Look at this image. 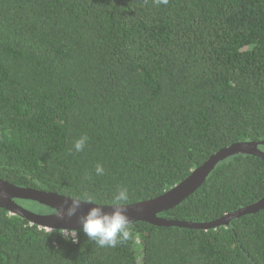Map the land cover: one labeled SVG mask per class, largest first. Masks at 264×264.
Wrapping results in <instances>:
<instances>
[{
	"label": "trees",
	"instance_id": "16d2710c",
	"mask_svg": "<svg viewBox=\"0 0 264 264\" xmlns=\"http://www.w3.org/2000/svg\"><path fill=\"white\" fill-rule=\"evenodd\" d=\"M263 140L264 0H0V178L98 204L125 186L130 204ZM263 196L264 160L235 154L159 215L212 221ZM129 230L116 247L82 229L73 243L0 207V264H264V209Z\"/></svg>",
	"mask_w": 264,
	"mask_h": 264
},
{
	"label": "water",
	"instance_id": "95a60500",
	"mask_svg": "<svg viewBox=\"0 0 264 264\" xmlns=\"http://www.w3.org/2000/svg\"><path fill=\"white\" fill-rule=\"evenodd\" d=\"M263 141H240L221 148L213 153L200 166L195 168L184 180L164 193L134 203L127 204L124 211L130 219V224L138 221L148 222L157 226H179L191 229H212L220 226H228L230 223L243 215L256 213L264 209V196L247 206L238 208L220 218L206 222H195L187 220L167 219L159 214L170 210L180 204L193 191H195L206 180L211 171L224 159L235 154H253L264 160ZM17 199L39 202L54 209V212L41 214L31 211L17 202ZM74 198L65 194L24 187L0 178V207L8 209L13 214H19L26 218L31 224H37L48 230L71 228L82 229L83 217L92 207H101L104 211L111 212V204H98L80 200L76 210L69 214L73 206ZM59 209V215L57 210Z\"/></svg>",
	"mask_w": 264,
	"mask_h": 264
},
{
	"label": "clouds",
	"instance_id": "9594fccd",
	"mask_svg": "<svg viewBox=\"0 0 264 264\" xmlns=\"http://www.w3.org/2000/svg\"><path fill=\"white\" fill-rule=\"evenodd\" d=\"M169 0H155L157 5H167ZM87 136H81L75 141L74 148L76 151H81L86 142ZM96 174L103 175L104 168L101 165L96 166ZM80 200L88 202H96L95 199L88 195V193H81L74 198L73 206L69 209V214L74 212L78 207ZM130 200L129 189L121 186L112 194L111 205L113 210L111 212L104 211L101 207H92L83 217L82 230L100 247H116L118 243L126 241L130 236V219L124 207ZM59 215V209L57 210ZM53 231L57 229L52 228ZM66 240H71L73 243L77 242V230L71 228H60L58 231Z\"/></svg>",
	"mask_w": 264,
	"mask_h": 264
},
{
	"label": "rangeland",
	"instance_id": "374dc122",
	"mask_svg": "<svg viewBox=\"0 0 264 264\" xmlns=\"http://www.w3.org/2000/svg\"><path fill=\"white\" fill-rule=\"evenodd\" d=\"M264 150V147L262 148ZM25 205V206H24ZM24 207H26L27 209L37 212V213H41V214H46V213H50L48 210V208H46L45 206H41L38 203L34 202V201H25L24 202Z\"/></svg>",
	"mask_w": 264,
	"mask_h": 264
},
{
	"label": "flooded vegetation",
	"instance_id": "af4514ba",
	"mask_svg": "<svg viewBox=\"0 0 264 264\" xmlns=\"http://www.w3.org/2000/svg\"><path fill=\"white\" fill-rule=\"evenodd\" d=\"M51 213V212H50Z\"/></svg>",
	"mask_w": 264,
	"mask_h": 264
}]
</instances>
